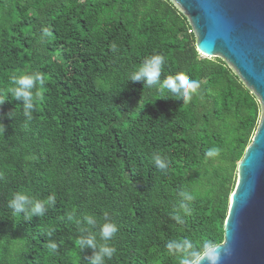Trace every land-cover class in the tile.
Returning a JSON list of instances; mask_svg holds the SVG:
<instances>
[{
  "label": "trees",
  "instance_id": "1",
  "mask_svg": "<svg viewBox=\"0 0 264 264\" xmlns=\"http://www.w3.org/2000/svg\"><path fill=\"white\" fill-rule=\"evenodd\" d=\"M153 54L166 60L161 80L185 72L199 95L185 104L129 81ZM32 72L44 83L29 119L11 81ZM0 104V264H87L92 249L79 245L78 221L95 216L98 232L105 212L118 227L106 264H179L168 240L224 241L261 107L221 58L198 52L187 17L169 0H0ZM213 147L219 162L205 156ZM183 189L194 199L177 224ZM18 191L55 204L25 219L7 206Z\"/></svg>",
  "mask_w": 264,
  "mask_h": 264
},
{
  "label": "water",
  "instance_id": "2",
  "mask_svg": "<svg viewBox=\"0 0 264 264\" xmlns=\"http://www.w3.org/2000/svg\"><path fill=\"white\" fill-rule=\"evenodd\" d=\"M169 1L187 17L198 52L221 58L260 104L258 128L238 164L224 241L217 246L231 250L222 264H264V0Z\"/></svg>",
  "mask_w": 264,
  "mask_h": 264
},
{
  "label": "clouds",
  "instance_id": "3",
  "mask_svg": "<svg viewBox=\"0 0 264 264\" xmlns=\"http://www.w3.org/2000/svg\"><path fill=\"white\" fill-rule=\"evenodd\" d=\"M49 35L44 30L43 37ZM166 64L165 57L162 54H153L144 59L142 64L133 70L128 80L131 82L145 81V87L149 89L155 88L159 93L167 90L171 94L179 97L185 104L190 103L194 97L199 95L200 83L191 79L185 72H177L175 75H167L161 80V75ZM11 83L14 87L11 89L12 100L21 102L24 108L25 116L31 119V112L34 110L33 101L40 98L39 86L43 85L44 77L40 72L25 73L12 78ZM3 105V104H0ZM0 123V127H2ZM206 158L214 162H219L221 158V150L219 148H210L205 153ZM153 161L155 166L164 171L168 168V162L160 155H154ZM175 214L172 215L177 224L184 223V216L191 212V202L194 199L193 193L189 189H183L179 193ZM55 197L50 196L46 201L33 199L27 192L18 191L14 193L12 199L8 202V208L13 214H23L25 219L43 216L46 212V205H54ZM69 219H72L69 216ZM104 223L100 225L99 231H94L97 219L93 215H84L81 224L79 245L83 249H92V255L87 258V264H106L111 260L116 249L111 246L110 241L118 232L115 222L108 219V213H104ZM48 248L52 251L57 250V244L52 241L48 243ZM166 248L172 256L178 258L179 264H222L223 258L231 254L230 249H224L217 246L214 242H208L197 247L192 240L170 239L166 244ZM213 249L211 256H204L200 259L201 254L207 250Z\"/></svg>",
  "mask_w": 264,
  "mask_h": 264
}]
</instances>
